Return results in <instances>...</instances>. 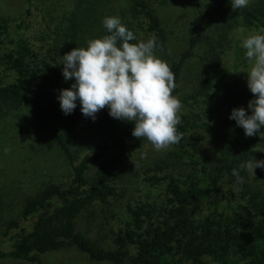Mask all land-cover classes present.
<instances>
[{"label": "trees", "instance_id": "16d2710c", "mask_svg": "<svg viewBox=\"0 0 264 264\" xmlns=\"http://www.w3.org/2000/svg\"><path fill=\"white\" fill-rule=\"evenodd\" d=\"M27 2L30 3L29 0ZM194 2L201 29L190 36L187 46L174 59L166 44L162 21L152 8L151 0H128L130 12L142 17L144 31L149 38L156 37L158 51L169 59L176 82L175 96L180 88L184 65L196 56L194 48L204 38L202 31L227 4L231 5V0H211L206 5L201 0ZM29 6L24 18L17 23L18 27L28 24ZM235 11L240 24L264 30V0H255L248 7ZM100 14L103 12L88 7L78 15H69V25L61 33L62 42L54 47L49 60L40 64L30 44L22 38L2 54L1 61L15 78L0 85V102L32 107L39 123L51 132L54 141L66 154L70 175L66 180L50 183L34 196L24 199L22 215L32 219L29 231L17 220L7 222L2 229L0 213V260L42 264L43 254L74 248L90 260L112 264H207L205 257H212L218 264H237L240 261L264 264V194L251 188L245 171L240 172L244 177L243 184H237L236 177L232 175L233 169H239L248 158L264 160V136L257 133L251 138L241 137L231 129L236 121L229 118L232 110L238 107H244L250 113L248 102L253 99V94L248 87L237 82L212 86L213 70L206 71L199 78L197 92L192 97L210 99L209 110L211 119L216 118L215 122L192 118L182 108L177 131L183 133V137L167 150L169 155L185 160L199 175L189 172L182 179L166 176L163 206L127 204L129 221L118 231L111 232L112 248L97 245L77 229L79 215L93 204L123 197L116 184L117 168L147 141L132 135L134 122L119 124L109 115V110H104L97 119L105 130L104 136L96 148L85 152L75 162L68 146L65 132L73 131L81 115V105L77 102L74 111L67 115L61 110L59 92L69 88L74 77L64 80L63 64L60 63L62 56L73 48L86 47L88 40L108 34L103 19L109 14L105 13L103 18ZM0 29H3L1 25ZM88 33L93 36L87 37ZM199 57L217 63L221 60V52L213 49ZM29 78L36 83L34 90L27 87ZM261 131L264 132V128ZM196 133H202L219 144L210 164L203 163L187 147L191 135ZM93 165L95 169L88 177ZM155 168L162 169L160 165ZM259 169L264 172V169ZM209 192H213V204L228 200L227 194L235 192L236 203L230 214L213 213L197 222L193 214L194 203ZM10 231H16L19 237L11 248H7L3 237L9 236ZM131 246L134 254L130 252Z\"/></svg>", "mask_w": 264, "mask_h": 264}, {"label": "rangeland", "instance_id": "374dc122", "mask_svg": "<svg viewBox=\"0 0 264 264\" xmlns=\"http://www.w3.org/2000/svg\"><path fill=\"white\" fill-rule=\"evenodd\" d=\"M0 0V85L14 81L15 75L1 61L2 54L13 48L18 39L27 40L37 62L49 60L54 47L62 42V34L69 25L68 16L79 14L85 8L92 7L109 16H119L122 23L133 31L138 39H149L144 31L142 17L129 10L128 0ZM211 0H201L206 5ZM255 0H250L251 5ZM30 4L31 15L27 25L17 26L24 18ZM151 6L160 17L166 34V44L170 55L176 59L187 46L190 36L201 29L194 0H151ZM253 27L240 24L236 11L227 4L202 31L204 38L194 48L196 54L183 68L182 80L177 97L181 100L183 110L192 118L209 119L215 122L209 110L210 99L205 96L193 98L197 92L198 80L208 70H213L212 86L224 82H237L247 86L249 62L245 57L242 40ZM95 33V31H94ZM87 37L93 35L86 34ZM67 38V37H66ZM83 47V46H81ZM215 50L221 52V60L208 62L199 57ZM156 54L169 63V59L156 49ZM27 87L35 89V81L29 78ZM78 103L79 100H77ZM107 107L96 114V119L85 117L80 112L79 119L71 132H65L68 146L77 162L81 156L96 148L104 136V128L97 119ZM213 115V114H212ZM77 118V117H75ZM117 123L127 121L116 119ZM94 123V124H93ZM93 124V125H92ZM221 124V128H222ZM228 130L227 127H224ZM231 129L243 138L244 129L235 123ZM187 147L205 164H210L217 153L219 144H215L202 133L191 135ZM171 147V146H170ZM169 147V148H170ZM168 148V149H169ZM156 151L146 141L131 156L122 161L118 168L116 184L123 197L109 198L106 203L97 202L83 211L77 221V229L97 245L112 248V231H118L128 223L127 204H149L154 207L164 205L166 176L182 179L193 172L185 160L177 159L167 150ZM250 159V158H248ZM246 159L245 162L248 160ZM162 167L161 170L155 168ZM95 166L87 173L90 177ZM246 172V171H245ZM70 175V162L66 154L54 141L51 132L37 119L30 106H16L9 101L0 102V213L2 229L11 220L19 221L25 230H30L32 219L22 215L24 199L34 196L40 189L50 183L66 180ZM252 189L264 194V172L255 169V176L246 172ZM213 192L203 195L194 203L193 214L197 222L214 214H230L236 203V193H228V200L213 204ZM216 208V209H215ZM215 209V210H214ZM160 211V209H159ZM12 236V237H10ZM19 237L16 231H10L3 237L7 248L14 245ZM134 254V247H130ZM42 264H112L109 261H93L77 249H62L42 255ZM207 264H218L212 257H205ZM0 264H35L26 260H0ZM237 264H245L240 261Z\"/></svg>", "mask_w": 264, "mask_h": 264}, {"label": "clouds", "instance_id": "9594fccd", "mask_svg": "<svg viewBox=\"0 0 264 264\" xmlns=\"http://www.w3.org/2000/svg\"><path fill=\"white\" fill-rule=\"evenodd\" d=\"M250 0H231L232 10L246 8ZM106 35L87 41L86 47H75L62 56L64 80L74 77L69 88L61 89L58 99L67 115L76 108L77 100L85 117L107 107L115 119L134 122L132 135L146 138L156 151L178 144L183 133L181 100L173 95L175 76L169 63L156 54V37L146 41L124 25L119 16L103 19ZM249 62L247 86L253 94L248 109L234 108L230 119L244 129L246 136H264V30H253L242 40ZM264 169V160L255 157L233 169L237 184L244 183L241 170L255 176L256 168Z\"/></svg>", "mask_w": 264, "mask_h": 264}]
</instances>
